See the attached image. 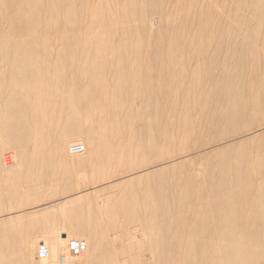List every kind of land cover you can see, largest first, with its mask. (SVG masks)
<instances>
[{
	"label": "bare ground",
	"instance_id": "obj_1",
	"mask_svg": "<svg viewBox=\"0 0 264 264\" xmlns=\"http://www.w3.org/2000/svg\"><path fill=\"white\" fill-rule=\"evenodd\" d=\"M143 1L0 0V207L66 193L65 186L43 190V166L68 176L64 185L73 183L67 166L77 168L76 183L84 184L80 170L90 154H107L122 169L123 158L152 150L156 138L180 147L217 129L225 141L260 119L264 0ZM154 9L175 16L170 45L150 23ZM135 40L139 45L131 46ZM129 72L142 74L144 93ZM258 134L239 145L264 138ZM76 143L85 150L71 154ZM9 148L16 153L7 154ZM232 149L218 148L219 161L193 173L167 178L163 169L157 193L124 192L117 202L135 222L126 234H109L115 222L105 223L99 209L96 218L85 219L87 212L69 218L66 231L56 229L53 209L3 217V230L14 235L0 237V264H61L62 256L78 264H264V146L237 155ZM45 154L62 158L43 161ZM90 196L66 197L60 213L73 215ZM138 232L147 250L127 259L142 246ZM72 241L84 242L74 256ZM41 242L49 256H39ZM17 247L23 256H14Z\"/></svg>",
	"mask_w": 264,
	"mask_h": 264
},
{
	"label": "rangeland",
	"instance_id": "obj_2",
	"mask_svg": "<svg viewBox=\"0 0 264 264\" xmlns=\"http://www.w3.org/2000/svg\"><path fill=\"white\" fill-rule=\"evenodd\" d=\"M128 1L129 2L132 1L130 4H134L133 0H128ZM141 1L142 0H134L136 4H139V3L144 4V1L143 2ZM219 11L222 12L223 10L221 9ZM231 11H232L233 16L230 14V17H229L230 20L233 19L234 17L233 10L226 11L227 13L229 12L231 13ZM254 13L255 12H253L252 14L251 13L249 14L250 19L246 18L248 17L247 14L246 16L245 15L244 16L248 21L254 20V16H256L255 15L256 13L255 14ZM150 15L151 16L149 20H150L151 25L154 26L153 28L156 30V32H158V34H161V36L163 37L162 41H164L166 45H170L169 41L170 39H172V34L175 32V29H177V24H178L177 21H175V16L172 15L171 11H165V10L163 11L162 9H158V10L154 9L150 13ZM8 24L9 22L4 21L2 22L1 25L8 26ZM234 24H237L236 20L234 21ZM154 42L155 40H152V44H154ZM156 42H158V40H156ZM137 44L139 45V42L135 40L131 42L130 45L136 46ZM165 49L172 50L171 48H165ZM130 64L131 66H136L137 62L135 63L132 62ZM127 76L129 77L128 80L131 82L138 81L139 82L138 91L144 93L145 85L143 84L142 74H136V73L129 72ZM115 91H118V89L116 88ZM171 105L172 104H169L167 106L171 107ZM142 106L145 107L146 104L144 105L142 104ZM259 116H260V119L256 121L254 124L243 126L241 127L240 130H238L239 132H242V133L236 134L235 137L228 138L225 141H221V138L223 136H220L219 134L220 130H217V129H214L213 133L207 137H200V138L190 137L189 139L186 138L184 139L180 147H174L172 142L165 138H162V137L156 138V142L152 150L146 151V152L135 153L133 155V158L131 159L123 158L122 163L126 164V167H123L122 169H119L117 166H113L110 160L111 158L108 157L107 154L103 158L98 157V156L95 158H92L94 157V154H90L91 156L90 155H89L90 157L88 156V159L90 158V161L86 164L87 166L84 167L82 170H80V171H84L85 176L88 178L87 180L88 182L86 183L84 182V184L80 182V184L78 185L76 183V180H78L76 173L79 171L77 168L67 166L68 169L72 171L71 178H67V179L71 181L73 180L72 181L73 183L71 182L72 184L64 185L61 183V181L63 179H66V177L68 176L65 175L64 177L61 172H56L55 170H53L52 167L48 168L46 166H43V168L41 169V174H40L41 186H43V190L45 191V190L55 189V187L60 188V186H65L64 191L66 193L60 196L51 198V199L41 201L39 203H33L34 201H25V203H23L24 207H20V208H14L15 206L10 205V204L1 206L0 207V237H3L5 239H11L14 235L13 233L9 231L3 230L2 221H1L3 217H6V218L11 217V216L15 217L21 214L28 215V213L32 214V211H35L37 209H43V208L53 209L55 211L56 229L58 231L61 230L62 228H66L69 218L75 217L77 215H81V213L83 212L85 213L87 212V214H85L86 217L84 218L90 219L91 217L94 216L95 211L99 209L101 211L105 210V219H106L104 220L105 223L115 222V224H112V225L108 224L109 227L112 228V229L110 228L111 231L109 234H113L114 231H117L122 234H126L128 228L135 226V222L133 221L131 223L130 220L124 214H122V209L121 207H119L120 203L117 201L121 199L120 197H122L123 194L129 191H132L134 189H135L134 190L135 192L137 191L139 196L142 195L143 192L145 191L153 190L157 193L158 192L157 191L158 184H156V176H157L156 174L157 173L162 172V170L166 168L169 170L166 175L167 178H172L178 174L193 173L197 171L201 166L204 167L205 165L216 164L219 161V158L214 157L213 153L218 148L232 147L233 149L230 152L236 155L239 153H243V150H247V152H252V153L257 152L258 149L264 146V138H262V136L259 138H255L242 146L239 144L241 143L240 141L242 137L253 138L255 134L257 133L261 134L264 132V111L260 112ZM86 118L88 121L90 116L87 115ZM90 121L91 120H89L87 123H91ZM254 128L258 129V131H255L256 129ZM251 138H249L248 140H250ZM230 143H233V144H230ZM7 151H6L7 154L16 153L15 149L13 148H9V151L8 152ZM126 156L128 155L126 154ZM42 158H43V161L56 162V161H60L62 156L54 157V156L45 154L43 155ZM174 163L179 164L175 170L173 169ZM116 183L120 184V188L118 186L112 189L111 187L115 186ZM7 184L10 185L11 182H7ZM77 186L80 188L77 189ZM102 190H104V192H102ZM95 191H100V193L97 194L100 198L93 195ZM85 195H91V196L82 203L83 205L81 207L77 208L74 211L73 215L71 214L62 215L60 213L59 205L64 203L65 201L64 199L66 197L69 199H72L73 197H83ZM113 201L117 202V203H114L115 205L114 208L111 206V203H113ZM99 203L101 204L104 203V207L98 206ZM25 212L26 214H24ZM94 218L96 217L94 216ZM118 226L120 227L117 229ZM66 230L67 228L64 231ZM100 230H101V227H99V231ZM141 234H142L141 232L137 233L139 237V241L140 243H142V246L133 247L132 249L133 254L131 255L129 252L125 255V258L130 259L131 257H134L140 249L144 251L147 250V245H145L146 238L144 236L142 237ZM22 238L23 236L21 235L18 237L19 240ZM224 242H226V240ZM126 246H128V244ZM17 248L18 249L15 250L14 256L16 257L23 256L24 255L23 249L19 250L20 247H17ZM6 253L7 251L4 250V252H2L1 255L2 254L5 255ZM35 254H36V251H35ZM129 263L132 264L131 262Z\"/></svg>",
	"mask_w": 264,
	"mask_h": 264
},
{
	"label": "built area",
	"instance_id": "obj_3",
	"mask_svg": "<svg viewBox=\"0 0 264 264\" xmlns=\"http://www.w3.org/2000/svg\"><path fill=\"white\" fill-rule=\"evenodd\" d=\"M84 150H85V146L81 143L72 144L69 148V152L71 154H79V153H82ZM83 245H84V242L72 241L70 243V252L72 253V255L74 256L78 254L79 250L83 247ZM38 254L41 257L49 256L50 249L45 242H41L39 244ZM60 261H61V264H78L77 262L68 261L66 256H62Z\"/></svg>",
	"mask_w": 264,
	"mask_h": 264
}]
</instances>
